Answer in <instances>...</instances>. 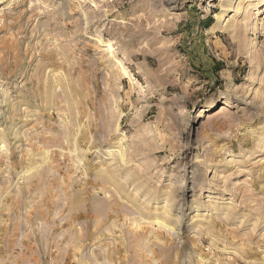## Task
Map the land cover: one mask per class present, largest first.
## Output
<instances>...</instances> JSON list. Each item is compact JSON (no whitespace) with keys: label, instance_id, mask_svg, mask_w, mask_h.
Returning <instances> with one entry per match:
<instances>
[{"label":"rangeland","instance_id":"obj_1","mask_svg":"<svg viewBox=\"0 0 264 264\" xmlns=\"http://www.w3.org/2000/svg\"><path fill=\"white\" fill-rule=\"evenodd\" d=\"M0 264H264V0H0Z\"/></svg>","mask_w":264,"mask_h":264},{"label":"bare ground","instance_id":"obj_2","mask_svg":"<svg viewBox=\"0 0 264 264\" xmlns=\"http://www.w3.org/2000/svg\"><path fill=\"white\" fill-rule=\"evenodd\" d=\"M107 43H108V42H107ZM107 43H106V44H107ZM108 46H109V47H113L112 44H111V42L108 43Z\"/></svg>","mask_w":264,"mask_h":264}]
</instances>
